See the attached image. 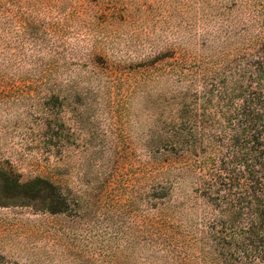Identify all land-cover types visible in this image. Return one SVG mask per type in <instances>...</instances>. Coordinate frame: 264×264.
I'll return each instance as SVG.
<instances>
[{
	"label": "rangeland",
	"instance_id": "rangeland-1",
	"mask_svg": "<svg viewBox=\"0 0 264 264\" xmlns=\"http://www.w3.org/2000/svg\"><path fill=\"white\" fill-rule=\"evenodd\" d=\"M263 103L264 0H0V264H212Z\"/></svg>",
	"mask_w": 264,
	"mask_h": 264
},
{
	"label": "trees",
	"instance_id": "trees-1",
	"mask_svg": "<svg viewBox=\"0 0 264 264\" xmlns=\"http://www.w3.org/2000/svg\"><path fill=\"white\" fill-rule=\"evenodd\" d=\"M249 112L241 137L230 140L233 176L224 177L223 167L214 175L218 187L204 183L201 243L209 247L203 259L214 254L212 264H264V109ZM22 188L38 192L53 185L38 178Z\"/></svg>",
	"mask_w": 264,
	"mask_h": 264
}]
</instances>
